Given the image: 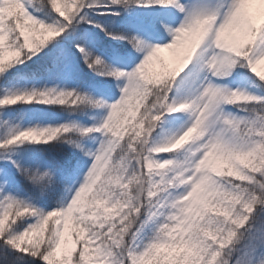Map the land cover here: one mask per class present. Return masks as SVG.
I'll use <instances>...</instances> for the list:
<instances>
[{"label":"snow or ice","instance_id":"snow-or-ice-1","mask_svg":"<svg viewBox=\"0 0 264 264\" xmlns=\"http://www.w3.org/2000/svg\"><path fill=\"white\" fill-rule=\"evenodd\" d=\"M0 264H264V0H0Z\"/></svg>","mask_w":264,"mask_h":264},{"label":"rangeland","instance_id":"rangeland-1","mask_svg":"<svg viewBox=\"0 0 264 264\" xmlns=\"http://www.w3.org/2000/svg\"><path fill=\"white\" fill-rule=\"evenodd\" d=\"M165 55H168V53H165Z\"/></svg>","mask_w":264,"mask_h":264}]
</instances>
